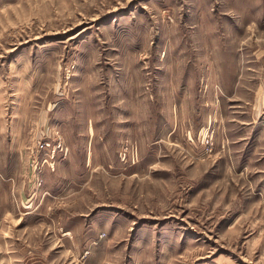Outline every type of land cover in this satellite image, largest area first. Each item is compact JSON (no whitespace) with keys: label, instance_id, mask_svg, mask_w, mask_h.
<instances>
[{"label":"rangeland","instance_id":"rangeland-1","mask_svg":"<svg viewBox=\"0 0 264 264\" xmlns=\"http://www.w3.org/2000/svg\"><path fill=\"white\" fill-rule=\"evenodd\" d=\"M0 264H264V0H0Z\"/></svg>","mask_w":264,"mask_h":264}]
</instances>
